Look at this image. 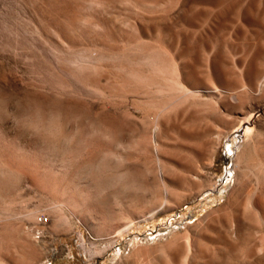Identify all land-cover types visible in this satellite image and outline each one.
Masks as SVG:
<instances>
[{"label":"rangeland","instance_id":"374dc122","mask_svg":"<svg viewBox=\"0 0 264 264\" xmlns=\"http://www.w3.org/2000/svg\"><path fill=\"white\" fill-rule=\"evenodd\" d=\"M263 78L264 0H0V264H264Z\"/></svg>","mask_w":264,"mask_h":264},{"label":"bare ground","instance_id":"6f19581e","mask_svg":"<svg viewBox=\"0 0 264 264\" xmlns=\"http://www.w3.org/2000/svg\"><path fill=\"white\" fill-rule=\"evenodd\" d=\"M182 68V67H181ZM209 69H211V71H215L214 70V67L212 68V66L209 68ZM243 69V68H242ZM244 71H246V70H244ZM243 71V72H244ZM252 71V70H251ZM248 71H246V73H247ZM250 72V71H249ZM257 72V71H256ZM246 73H245V75H246ZM243 74V73H242ZM248 74V73H247ZM251 75V74H250ZM250 75H248V78L250 77ZM253 76H255V75H257V73H254V74H252ZM251 75V76H252ZM242 78H244V76L242 77ZM247 78V77H246ZM247 78V79H248ZM251 79V78H250ZM250 79H248V82H247V84H245V85H251V81H250ZM264 79V78H263ZM263 81V80H262ZM264 82V81H263ZM180 86V85H179ZM181 88V87H180ZM183 88V87H182ZM213 89V88H212ZM249 89V88H248ZM214 90L216 91V89L214 88L213 89V92H214ZM249 125H253L252 124V121H251V119H245L242 123H240L238 126H237V128L235 129V131L233 132V137H234V139H237V140H241V138H242V145L240 146V148H241V151L238 153V154H236V156H235V164H236V168H246L247 166H248V164H249V161L251 160V153H250V150L252 149H250V145H251V143L253 142V140H254V137H255V135L257 134V133H254V130L253 129H250V130H247V127L249 126ZM157 128V127H156ZM249 129V128H248ZM241 132V133H240ZM205 135V134H204ZM206 136V135H205ZM201 138H203L202 136H201ZM208 138V137H207ZM217 143V142H216ZM204 144V143H203ZM158 145V144H157ZM214 148H215V146H212V148H210V154H209V157H210V162H209V164H208V167H210L211 165H212V162H213V154H214ZM156 147H155V151H156ZM199 153V152H198ZM160 154V153H159ZM157 152H156V157H157V159H158V161H159V167H158V173H159V175H160V177H161V179H162V181L164 182V184H167L168 182H171L170 181V179L166 176V173H165V170H164V167L161 165V159L162 160H164L165 159V161H166V163H170V164H175L177 161H176V159L175 158H173V157H171V156H167V157H163V156H161V155H159ZM203 153H200V155H202ZM155 155V154H154ZM197 156V155H196ZM164 164V163H163ZM156 165V164H155ZM264 172V171H263ZM258 175V174H257ZM259 175H261V174H259ZM264 178V177H263ZM172 183L174 184V185H179V180L178 179H176V178H173L172 179ZM172 183H170V184H172ZM169 185V184H168ZM239 188H240V186H238ZM238 188V189H239ZM242 188H243V186H242ZM258 188V187H257ZM234 190V189H233ZM234 192V191H233ZM236 192V191H235ZM234 192V193H235ZM233 196V195H232ZM258 196V195H257ZM169 198V192L167 191V190H165V199H168ZM229 199H231V198H229ZM229 199H228V201H229ZM230 202V201H229ZM251 206H252V204H251ZM254 206V205H253ZM209 216V215H208ZM206 218V217H205ZM204 218V219H205ZM209 222V221H208ZM131 224V223H130ZM209 228L211 229V230H213V229H215V227L213 226V225H211V226H209ZM203 229V228H202ZM198 230V229H197ZM199 231V230H198ZM237 231H240V225L239 224H237ZM196 236V238L197 239H199L200 241H206V242H213V240L211 239V236L209 235V234H207V232H203V231H199V232H197V234L195 235ZM191 238V237H190ZM238 239H240V236L238 237ZM179 240V239H178ZM189 241H190V239H188ZM188 240H186L187 242H188ZM196 240V239H195ZM198 241V240H197ZM219 241H220V243H222V244H230V242H229V240L226 238V237H224V236H222V237H220L219 238ZM190 247H191V244L189 245ZM194 247V246H193ZM188 249H190V248H188ZM192 251V250H191ZM158 252V251H157ZM189 252H190V250H189ZM188 252V253H189ZM220 253H222V252H220ZM167 254V253H166ZM190 254V253H189ZM188 255V254H187ZM174 256V255H173ZM168 257V256H167ZM188 257H189V255L188 256H186L185 257V260H184V264H191L190 263V261L188 260ZM173 258V257H172ZM157 259V258H156ZM160 260H162L161 258H159ZM221 259H223V257L221 258ZM122 260V259H121ZM155 261V260H154ZM157 261V260H156ZM155 261V262H156ZM169 261V260H168ZM167 261V262H168ZM122 262V261H121ZM127 262V261H126ZM163 263V262H156V263H154V264H170V263ZM128 263V262H127ZM150 264V263H149Z\"/></svg>","mask_w":264,"mask_h":264}]
</instances>
